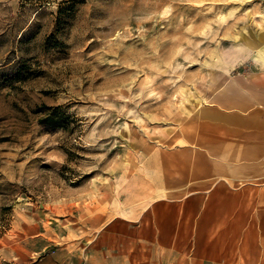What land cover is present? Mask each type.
I'll return each mask as SVG.
<instances>
[{"label": "rangeland", "instance_id": "obj_1", "mask_svg": "<svg viewBox=\"0 0 264 264\" xmlns=\"http://www.w3.org/2000/svg\"><path fill=\"white\" fill-rule=\"evenodd\" d=\"M258 37L264 0H0V264L206 257V241L159 240L184 219L154 217L193 197L212 212L214 179L233 183L223 206L254 200ZM255 244L244 260L217 244L207 264H264Z\"/></svg>", "mask_w": 264, "mask_h": 264}, {"label": "crops", "instance_id": "obj_2", "mask_svg": "<svg viewBox=\"0 0 264 264\" xmlns=\"http://www.w3.org/2000/svg\"><path fill=\"white\" fill-rule=\"evenodd\" d=\"M257 158H259L264 166L263 148L261 152L257 153ZM205 173L207 174L208 172L206 171ZM228 180L229 179L226 178L224 182H217L214 179L213 182H210L212 186L209 189V193L214 185V188L210 193V198L214 200L213 204L215 205L212 212L205 211V213L201 215L198 205L199 202L197 199L194 202L195 198L193 197L191 209L188 207V204H186L184 207L183 205L181 207L180 205H172V208L176 210V213H173L170 212L171 209L169 210L168 206H165V211H161L158 217H154L156 220L160 219V224H164L165 226L169 222H166L165 224L163 222L164 218H170L172 216L171 218L175 220L176 218L184 219L183 221L176 220L175 223L167 225L171 226L170 229L164 230L160 227V233L158 237L160 241L164 240L180 242L185 240H202L207 242L206 257L203 255L201 258L200 254L197 255L196 252H194L192 256L189 257L187 252H183L179 248H176L174 253L168 251L165 253L161 251V253H159L161 264L210 263L209 260L212 257H216L217 244H219L220 248H223L225 252H227L229 248L234 249L235 246L239 247V259L241 260H244L243 256L246 254L250 242L253 243L255 241L257 243L255 246L258 250L264 248V181L260 186H256L257 188H255V198L252 200V202H250V205L248 200V188L246 187L234 193V197H237V195L239 196L237 197L239 198V203L237 205L232 206V203L229 202L228 205L223 206L222 198L224 196L228 197L229 192H222V190L226 189L228 184L230 186L233 185L232 181L229 183ZM240 185H243V183ZM240 188H242V186ZM230 199H232V197H230ZM249 207L251 216L255 217V222L249 221L248 219ZM185 209L187 211H191V213H185ZM254 209L255 212H253ZM189 221H191V225L189 224ZM201 224L205 226L202 229V233L200 228ZM253 230L256 231L257 237L249 238V232ZM190 233H192V235ZM194 235L195 238L192 237ZM258 235H261V239H259ZM56 256H45L35 264H61L63 262L61 261L62 258L59 260V258ZM258 256L259 257H257V260L261 258L263 261L264 253H259ZM147 262H149V260Z\"/></svg>", "mask_w": 264, "mask_h": 264}, {"label": "bare ground", "instance_id": "obj_3", "mask_svg": "<svg viewBox=\"0 0 264 264\" xmlns=\"http://www.w3.org/2000/svg\"><path fill=\"white\" fill-rule=\"evenodd\" d=\"M263 39V38H262ZM261 37H258L257 39H255V42L252 41V43L250 44L253 48L257 49L259 52H264V46H262V44L264 43V39L262 40ZM263 42V43H262ZM261 44V45H260ZM232 81V80H231ZM240 89V88H239ZM184 103V102H183ZM182 105V104H181ZM184 105V104H183ZM199 108V107H198ZM197 109V107H196ZM149 111V110H148ZM201 114H203L202 116H206V112H204L203 110L200 109ZM186 134V133H185ZM184 137V136H183ZM189 142V141H188Z\"/></svg>", "mask_w": 264, "mask_h": 264}]
</instances>
